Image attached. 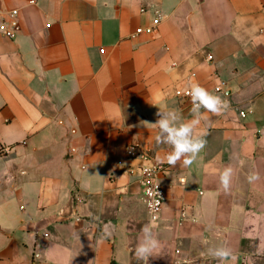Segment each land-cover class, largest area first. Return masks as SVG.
I'll list each match as a JSON object with an SVG mask.
<instances>
[{"label":"crops","instance_id":"obj_1","mask_svg":"<svg viewBox=\"0 0 264 264\" xmlns=\"http://www.w3.org/2000/svg\"><path fill=\"white\" fill-rule=\"evenodd\" d=\"M0 8L18 20L13 37L0 30V138L11 145L0 155V264H139L145 224L160 241L149 264H217L209 249L220 246L236 257L226 264H264V0ZM155 9L164 16L156 31L136 34ZM193 82L229 107L201 109L205 147L192 165L173 167L153 124L158 110H175L177 125L192 118L190 99L175 91ZM130 144L168 166L156 220ZM251 173L260 179L249 182Z\"/></svg>","mask_w":264,"mask_h":264},{"label":"clouds","instance_id":"obj_2","mask_svg":"<svg viewBox=\"0 0 264 264\" xmlns=\"http://www.w3.org/2000/svg\"><path fill=\"white\" fill-rule=\"evenodd\" d=\"M188 96L191 101L190 120L180 122L178 125V115L175 110L166 111L158 110L156 116L158 119L153 125L157 126L159 132L155 137L158 144L163 143L170 145L172 150L167 153L166 161L170 166L175 167L178 162L182 161L184 167L192 165L197 155L204 149L205 140L203 134L197 132L198 126L204 118V113H212L214 115L222 114L228 107V102L223 100L219 95L210 93L199 83H191ZM159 109V108H158ZM233 169L226 167L220 174V182L224 190L230 187ZM249 182L260 179L258 173H251L248 177ZM154 225L145 224L141 228L142 237L136 243L134 255L139 264H149V258L154 256L156 250L160 247V241L153 233ZM111 236L108 226L105 225L102 230V239ZM209 254L216 259L217 264H226L228 261H234L236 257L232 250L226 246H220L209 249ZM91 264V261H89Z\"/></svg>","mask_w":264,"mask_h":264},{"label":"built area","instance_id":"obj_3","mask_svg":"<svg viewBox=\"0 0 264 264\" xmlns=\"http://www.w3.org/2000/svg\"><path fill=\"white\" fill-rule=\"evenodd\" d=\"M30 1L35 2L36 0ZM145 10L147 9L145 7H142V11ZM5 12V9L0 8V30L4 32L5 35L13 37L15 34V29L18 25V20L16 17L17 11L12 10L8 19L4 15ZM154 12L155 15L152 18V22L147 26H138L136 28V34H140L143 32L152 34L156 31L164 16L157 9H155ZM206 58L208 61L212 62L213 55L211 53H208ZM216 76H218L217 73ZM226 83L227 82L224 79H220L219 82L215 84L214 89L216 91H222L226 87ZM189 90L190 87H178L175 92L178 96L190 99V97L188 96ZM242 114L245 115L244 112H242ZM10 148L11 145L4 142L0 138V155L8 152ZM126 155L128 158L139 157L143 159V162L139 165V171L137 173L138 180L143 188L142 196L149 211V215L151 219L156 220L163 209V204L165 201L164 186L161 181V175L166 171L168 166L164 162L153 159L150 153L139 149L138 145L136 144L128 145L126 149ZM241 264L253 263H246L243 261Z\"/></svg>","mask_w":264,"mask_h":264}]
</instances>
